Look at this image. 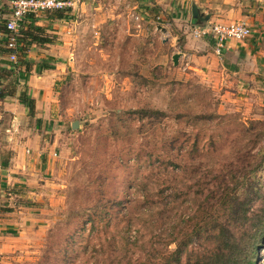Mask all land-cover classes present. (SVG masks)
Returning a JSON list of instances; mask_svg holds the SVG:
<instances>
[{
    "label": "rangeland",
    "instance_id": "1",
    "mask_svg": "<svg viewBox=\"0 0 264 264\" xmlns=\"http://www.w3.org/2000/svg\"><path fill=\"white\" fill-rule=\"evenodd\" d=\"M193 5L209 26L247 13L250 37L261 39L236 66L247 80L221 66L207 74L186 60L175 66ZM65 15L77 49L67 46L76 61L55 87L53 160L41 187L19 194L6 184L0 264H174L176 238L188 241L182 264H220L237 247L211 231L218 196L247 178V147L264 148V0H84ZM141 109L157 115L141 121L131 113ZM259 181L254 209L263 214L264 168ZM254 258L264 264V233Z\"/></svg>",
    "mask_w": 264,
    "mask_h": 264
},
{
    "label": "crops",
    "instance_id": "2",
    "mask_svg": "<svg viewBox=\"0 0 264 264\" xmlns=\"http://www.w3.org/2000/svg\"><path fill=\"white\" fill-rule=\"evenodd\" d=\"M11 2L12 0H0V17L10 14ZM50 13L28 17L23 30H27L30 21L31 23L34 21L32 23V26L36 27L33 29L34 33L48 37L52 42L32 43L28 50L30 51L28 58L18 65L8 63V57L0 50V76L3 77L0 79V89L6 95L0 99V212L4 207L2 202L6 184L16 187L19 194L26 186L41 187L37 183L43 180L39 178L44 177L53 160L55 142H50L46 134L52 132L55 124L57 126L60 124L61 103L55 87L67 76V70L71 69L76 61L74 52L67 46L73 45L74 50L77 47L73 28L76 24L67 18L53 17ZM242 15L241 20L247 21V13ZM209 21L211 22V20L207 22ZM206 24H199L194 19L191 33L188 32V28L190 29L188 25H181L183 37L180 51L177 53L179 62L186 60L189 62V69L204 74L213 73L221 66L224 75L226 71L233 74L234 70L235 75L240 74L239 78L247 80V69L240 67L236 69V66L246 65L243 61L247 62V54L251 55L259 47L261 42L259 35L243 41L230 40L222 54L217 55L211 36L198 37L193 32L194 29L208 27L209 23ZM159 29L163 33L167 32L165 28ZM3 40L5 36L0 32V48ZM96 44H89V47ZM7 70L13 71L10 77L3 73ZM23 98L34 101L33 113H30L29 108L22 103ZM4 224L6 223L0 218V226Z\"/></svg>",
    "mask_w": 264,
    "mask_h": 264
},
{
    "label": "trees",
    "instance_id": "3",
    "mask_svg": "<svg viewBox=\"0 0 264 264\" xmlns=\"http://www.w3.org/2000/svg\"><path fill=\"white\" fill-rule=\"evenodd\" d=\"M56 13H58L57 16L60 19L67 18V16L65 15V11H58ZM6 19L7 17L5 15H1L0 32L5 36V40H3L2 43V48H0L3 54H7L9 51L11 52V49L8 48V37L10 32L7 30L5 25ZM32 23L30 21L27 26L28 29L23 31V35L21 33L18 38V52L19 54L21 53V55L25 56V58L27 56L26 52L27 50H29L32 43L52 42V39L48 37H42L39 36V34H35L33 29L36 27L32 26ZM22 62L24 61H19L18 63L20 64ZM3 73L4 75L10 77L13 74V71L7 70ZM2 78L3 77L0 76V79ZM5 96L6 95L3 90L0 89V99L5 98ZM22 103L29 108L30 113L34 112V101L32 99L23 98ZM131 113L136 114L137 116L140 115V119H142L141 121H145V118L150 119L153 116L157 115L156 112H146L142 109L132 111ZM255 125L256 123L250 124L247 130H245L247 134L251 133V131H256V129H254ZM256 137H259V135H257ZM251 142H253V140H251ZM256 146L247 147V161L249 160V163H247V178H243V181L237 183L235 189L231 191L226 189L218 196L221 201L218 207V211H221V218L217 219L215 225L212 224L213 226L211 227V231L213 232L217 229L219 233V241H228L237 247L236 251L231 252L230 256H226L225 254H223L220 260V264H255L254 254L261 236L264 233V211L263 214H260L261 210L256 211V209H254V204L262 197V187L261 182L259 181V172L264 168V148L261 147L258 149V151L255 152V148H257ZM236 150V148H233L234 152ZM194 153H196L195 149ZM240 186H243L244 189H242ZM209 196H211L210 200L215 201L217 193H214L212 195L210 194ZM118 204L121 203L118 202ZM105 205L107 206V203ZM244 231L252 232L250 239H248L247 236V243L246 241L238 237V234ZM218 240H216V242H218ZM174 241L177 242V248L176 252L174 253L175 257L173 262H175L174 264H182L181 255L186 252L188 241H179L178 238L174 239ZM243 249L246 250L247 256L244 261H241V257L239 258L238 252L243 251ZM209 256L211 257L212 254L209 253ZM209 259L210 258L205 257L204 261H208ZM168 264L173 263L169 262Z\"/></svg>",
    "mask_w": 264,
    "mask_h": 264
},
{
    "label": "built area",
    "instance_id": "4",
    "mask_svg": "<svg viewBox=\"0 0 264 264\" xmlns=\"http://www.w3.org/2000/svg\"><path fill=\"white\" fill-rule=\"evenodd\" d=\"M84 0H12L11 10L6 19V28L10 32L8 48L10 60L16 62L19 48L18 38L29 16H38L47 12L69 11L76 9ZM198 37L211 36L215 43V52L221 55L230 40L243 41L252 35V27L246 20L229 24H212L206 28L193 30Z\"/></svg>",
    "mask_w": 264,
    "mask_h": 264
},
{
    "label": "water",
    "instance_id": "5",
    "mask_svg": "<svg viewBox=\"0 0 264 264\" xmlns=\"http://www.w3.org/2000/svg\"><path fill=\"white\" fill-rule=\"evenodd\" d=\"M200 14V9L199 7L197 6H194V9H193V15H194V19L197 20V22L200 24V23H203L205 21H208L209 20V17H205L203 18V16L199 15ZM198 19L200 21H198ZM165 30V29H164ZM173 62L175 65H178L179 64V54H175L173 56ZM79 127V121H75L73 122L72 124V128L73 129H77Z\"/></svg>",
    "mask_w": 264,
    "mask_h": 264
}]
</instances>
